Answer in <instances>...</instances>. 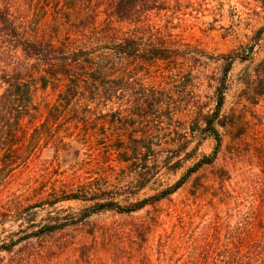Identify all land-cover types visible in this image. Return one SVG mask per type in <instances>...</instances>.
Wrapping results in <instances>:
<instances>
[{
    "label": "rangeland",
    "instance_id": "rangeland-1",
    "mask_svg": "<svg viewBox=\"0 0 264 264\" xmlns=\"http://www.w3.org/2000/svg\"><path fill=\"white\" fill-rule=\"evenodd\" d=\"M32 2L0 0L21 27L31 29L27 35L32 33V39L60 45L62 37L78 34L76 29L66 30L67 24L77 27L76 21L86 20L95 36L86 50L98 62L108 58L107 47L121 38L137 37L146 44L165 46L180 64L168 78L169 89L162 92L165 100L171 98L172 108L161 112L162 129L154 128L144 141L148 159L133 158L132 163L142 167L144 163L153 172L142 189L133 181L129 163L121 161L124 156L106 153L109 146L121 145L116 138L109 141L112 135L139 138L143 125V130L151 129L146 121L160 125L156 111H149L144 121L127 109L119 114L115 107L109 111L91 104L88 111L87 103L68 98L60 88L36 87L39 126L28 132L24 149L0 171V245L19 241L12 254L0 253V264H138L134 257L140 253L157 264L160 238L168 248L182 242V237L172 239L175 230L199 234L207 223H237L239 212L262 204L264 0H170L167 10L141 19L140 28L117 21L103 5L104 11L84 19L85 11L93 7L83 1L78 19L68 12L60 17L63 7L57 1ZM251 46V57L237 59L227 77L221 115L229 125L217 127L221 146L215 162L204 165L160 202L132 213L107 210L82 218L83 209L100 200L112 199L124 206L155 195L175 184L198 158L215 151L217 143L204 133L202 115L216 108L225 56ZM10 55L13 61L21 57L20 51ZM121 61L113 57L118 67L124 66ZM168 68L162 61H152L138 76L133 74L129 94L143 95L142 88L147 93L160 90L165 80L160 73ZM4 88L0 81V94ZM73 195H80L79 199ZM95 195L99 199H92ZM44 225L60 228L36 236ZM44 247L52 251H41ZM24 251L30 255L22 261ZM169 254L174 259L172 251Z\"/></svg>",
    "mask_w": 264,
    "mask_h": 264
},
{
    "label": "trees",
    "instance_id": "trees-1",
    "mask_svg": "<svg viewBox=\"0 0 264 264\" xmlns=\"http://www.w3.org/2000/svg\"><path fill=\"white\" fill-rule=\"evenodd\" d=\"M31 1L38 3L45 0ZM48 1L60 3V7H63L60 17L63 12H68L72 17L82 16L81 3L86 1L93 9L85 11L84 19L90 18V14L94 12L104 11L101 8L103 5L109 10V15L117 21L126 23L130 27L140 28L141 24L143 25L141 19L148 18L151 13H161L167 10L170 0ZM86 23V20L76 21L77 27H72L75 23L67 24L72 28L66 27V30L76 29L78 34L62 37L60 45H57L44 39H32V33L29 37L27 31L32 32L31 29L21 27L22 23L15 21L10 9L0 6V81L5 86L0 94V171L11 162L13 154L18 155L24 149L28 143V132L39 126L35 124L39 113L35 91L39 85L44 90L48 87L53 90L60 88V92L71 99L78 97L79 103H87L85 106L88 111L91 109V104L104 107L109 111H113L115 107V111L119 114L123 113L121 110L127 109L130 112L134 111L132 114L141 116L143 121L149 117V111H156L158 113L156 121L160 122V125L158 122L156 124L146 121L145 124H149L151 129L143 130V125L139 138L135 134L129 137L123 134L112 135L109 141L116 138L121 145L111 147V149L109 146V151L107 150L106 153L109 157L113 153L119 154L120 152L121 156H124L121 161L129 163L133 181L138 183L140 189L145 188L153 172L146 169L144 163V167L132 163L133 158L137 159L140 155H144L142 160L144 157L148 159L149 148L144 145V141L151 138L150 135L154 128L156 131L162 129L164 115L161 112L172 108L171 98L165 100L162 92L169 89L168 78L174 75L173 70L179 66V57L168 53L171 51L163 45L159 46L158 43L146 44L137 37H124L112 47H107L111 53L105 61L101 59L98 62L93 52L86 50L87 46L93 45L92 39L95 37L93 27H89ZM261 32L262 30H259V34ZM35 35L34 32L33 36ZM72 45L77 47L72 48ZM253 49L254 47L251 46L247 51L241 49L225 56L226 63L218 87L216 108L213 112L202 115V122L205 125L204 133L212 136L217 143L211 155L198 158L175 184L162 189L155 195L124 206L112 199L100 200L83 209L82 218L85 219L107 210L120 213L141 210L147 205L168 198L181 188L193 173L199 171L204 165L213 164L221 146V136L217 127L229 125L221 115L228 74L233 63L237 59L248 60ZM13 50L20 51L23 61L19 56L14 61L12 55L8 57L9 52ZM113 57H120L122 59L120 64L124 66L118 67V64L113 62ZM155 60L162 61L169 66L166 73H160L165 79L160 90L154 89L147 93L148 90L142 88L143 95L129 94L130 87L134 86L135 77L144 71L145 67H150L152 61ZM126 64L130 67L127 68ZM74 105L77 106V103ZM195 126L198 128V124ZM192 130L195 131L193 128ZM104 135L108 137V134ZM196 151L197 148H194L191 153L194 154ZM79 196L73 195V198L79 199ZM92 199L99 198L95 195ZM261 200L263 202L261 201L262 204L258 207H252L251 210L243 213L239 212L242 216L237 223H207L199 234L195 231L189 233V231L175 230L172 239L177 240L182 237V242L177 241L178 243L171 244L168 248V243L160 238V257L157 259V264H264V195ZM59 228L57 225H44L38 232L41 235L36 236L41 237L43 234L53 233ZM185 237L187 240H184ZM18 244L17 240L0 245V253L6 251L12 254L13 248ZM41 251L51 252L52 250L44 247ZM169 251H172L174 259L170 258ZM29 255L30 253L24 251L19 258L24 261ZM134 258L138 264H155L152 257L146 254L140 253ZM0 261H2L1 258ZM116 263L123 264L122 261H116Z\"/></svg>",
    "mask_w": 264,
    "mask_h": 264
}]
</instances>
